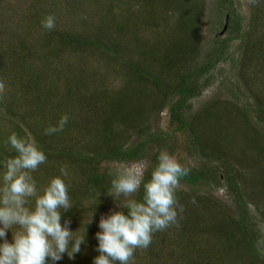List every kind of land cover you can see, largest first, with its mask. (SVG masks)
Returning a JSON list of instances; mask_svg holds the SVG:
<instances>
[{"label":"trees","instance_id":"1","mask_svg":"<svg viewBox=\"0 0 264 264\" xmlns=\"http://www.w3.org/2000/svg\"><path fill=\"white\" fill-rule=\"evenodd\" d=\"M146 1L153 7L152 16L155 2L164 3L161 16L171 38L162 51L164 41L151 49V42H141L121 18L114 24L106 15L100 16L99 27L72 32L43 28L38 13L30 14L26 29L12 30L4 18L0 20V121L7 123L0 127V159L16 155L7 142L15 132L35 142L48 157L33 173L41 190L67 166L73 207L62 214V223L70 219L78 235L86 228L87 244L74 260L65 254L58 264H92L98 255L94 234L100 216L119 210L106 194L110 173L116 169L112 164L145 161L147 181L162 150L172 155L183 151L194 159L192 165H183L190 171L179 183L188 189L178 186L176 191L183 211L176 224L153 235L147 249L135 251L134 264H264V233L245 199L247 182L256 198L257 175L264 176V0H251L249 19L238 13L235 0H217L218 24L229 17V25L206 51L201 0ZM120 16H124L121 9ZM234 42L241 51L238 61L229 55ZM134 46L144 48L141 56ZM67 51L100 53L134 81L110 90L89 82L87 72L76 75L75 70L74 76L72 70L66 77L67 89L60 93L56 68L61 66V53ZM129 51L136 55L124 59ZM228 59L239 63L243 87L250 90L255 104L239 107L228 102L215 115L208 108L192 111V100L211 84V77L206 78L209 72ZM254 64L261 68L253 82L247 70ZM166 107L171 133L154 130L152 121ZM234 114L239 119L236 127L231 122ZM63 115L69 117L63 129L45 134ZM238 133L250 149L241 165L235 164L226 145ZM222 186L235 197L236 215L209 190ZM142 196L141 188L133 198ZM255 204L264 211V203ZM7 238L11 242V232Z\"/></svg>","mask_w":264,"mask_h":264},{"label":"clouds","instance_id":"2","mask_svg":"<svg viewBox=\"0 0 264 264\" xmlns=\"http://www.w3.org/2000/svg\"><path fill=\"white\" fill-rule=\"evenodd\" d=\"M42 27L54 29L55 18L46 17ZM68 119L61 116L45 134L61 131ZM7 142L16 155L0 159V264H58L65 254L74 260L87 244V229L78 235L70 219L62 223V214L73 207L67 166L41 190L33 173L47 162L45 151L15 132ZM189 171L166 150L147 181L142 166L114 169L106 194L119 210L100 216L92 264H134L137 249H147L156 232L176 224L183 211L176 191ZM141 188L143 196L133 198Z\"/></svg>","mask_w":264,"mask_h":264},{"label":"rangeland","instance_id":"3","mask_svg":"<svg viewBox=\"0 0 264 264\" xmlns=\"http://www.w3.org/2000/svg\"><path fill=\"white\" fill-rule=\"evenodd\" d=\"M201 2V7L203 9L201 21L202 47L203 51H206L213 45L214 38L221 35L220 33L227 19L223 18L221 26L218 24V15L215 9L217 0H201ZM149 3L150 1L146 0H69L66 2L65 0H5L0 6V20L4 18L7 25H9V28L12 30L22 28V26L26 29L29 25L28 21L31 19L30 14L36 15L38 13L43 19L48 16H53L57 29L72 32L82 31L83 29L91 28V26L99 27V21L102 19L100 16L105 17L106 15L114 24H118L121 18V23L129 25L132 33L139 38L141 42H151L148 46L151 49L153 48V44L158 46L164 41L162 49L158 47L162 51L171 38V36H168V31L170 30L168 28L169 25L164 22L165 18L161 16L164 3L161 4V1L155 2L154 16H152L151 11L153 7L149 6ZM235 5L238 9V13L242 17L245 19L250 18L251 0H235ZM120 9L121 12L124 13L123 17L120 16ZM134 49H136L135 52L137 57L141 56L142 50H144L142 46L141 48L134 46ZM228 50L229 55L235 59L234 61H238V58L241 56L239 43H232ZM126 54L128 56H126ZM126 54L123 56L124 59L136 55L132 51ZM60 58L62 60L61 66L56 68L58 73L57 76L60 77V79L57 78L59 79L57 86L61 91L60 93H64V89H67V82H65L68 78L67 74H69L70 71L71 73L74 71L73 74L75 76V70L76 75L87 72L85 77H88L89 82L91 81L101 86L107 85L110 90H116L122 87L125 83H129V80L134 81L132 76H125L126 72L122 71V69H120L121 73L118 71L120 67L118 63L110 62L109 59L103 57L100 53L98 54L92 51H67L64 54L61 53ZM76 61H79L80 64ZM78 65H80V67H78ZM240 68L239 63L236 64V62L234 63L231 59H228L220 63L214 70H211L209 76L206 77H211V84L201 95L192 100V111L208 108L209 112L215 115L225 109L228 106V102L233 105L237 104L239 107L248 104L254 105L256 101L250 96V90L247 89V87H243V82L239 76ZM260 68L258 64H254L251 66V69L248 68L247 74L253 77L255 72ZM254 79L255 77L252 79L253 82ZM262 83H264V78ZM255 87L261 92L258 85ZM78 112H80V110ZM232 116L231 122L236 127L237 121L239 120L238 116H236V114ZM152 121L154 130L160 129V131L165 133L173 132L172 129H170L169 107H166L161 114L152 119ZM5 124L7 123L0 121V127H3ZM238 135H240V137H238ZM243 137L244 135L242 133H238L235 140H231L226 144L231 150V154L236 158V165H241L250 154V149L246 144L247 141ZM261 142L262 141H260V144H262ZM174 156L182 165H192L194 163L193 157L187 156L183 151L174 154ZM112 165L116 168L142 166L144 170L147 169V162L145 161L129 164L114 163ZM242 171L244 173V170ZM257 176L255 181L256 198L253 193L254 189H252L247 182L245 199H247L250 204L253 220L264 233V211L259 210L255 204L261 203V205H263L264 203V186H259L262 181H264V176ZM249 181H252L251 178ZM179 187L188 189V186L179 185ZM209 190H211L212 194H215L220 203H224L226 208L236 215L237 210L234 205L237 202L233 195L228 194L226 186L218 187L216 190Z\"/></svg>","mask_w":264,"mask_h":264},{"label":"water","instance_id":"4","mask_svg":"<svg viewBox=\"0 0 264 264\" xmlns=\"http://www.w3.org/2000/svg\"><path fill=\"white\" fill-rule=\"evenodd\" d=\"M228 25H229V17H227V20H226V24L222 30V32L220 33L221 35H224L228 29Z\"/></svg>","mask_w":264,"mask_h":264}]
</instances>
